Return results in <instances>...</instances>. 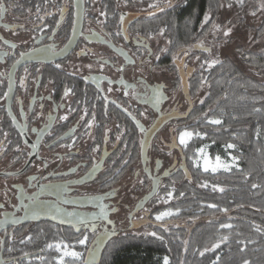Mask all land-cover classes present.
<instances>
[{
    "label": "flooded vegetation",
    "instance_id": "af4514ba",
    "mask_svg": "<svg viewBox=\"0 0 264 264\" xmlns=\"http://www.w3.org/2000/svg\"><path fill=\"white\" fill-rule=\"evenodd\" d=\"M182 1L82 0L76 31V0H0L3 264L17 262L15 256L7 257L9 250L32 235L42 236L43 230L62 231L59 242L68 245L87 235L83 258L96 264L108 240L143 227L142 209L155 195L130 214L150 190L145 169L160 186L178 167L176 160L168 166L164 160L172 152L180 155L178 137L185 130L179 128L197 101L188 93V83L198 68L188 58L207 52L202 39L181 50L157 38H165L163 19ZM208 26L204 22L200 28ZM49 46L54 53L45 51ZM167 71L172 75L169 80ZM170 112L181 117L168 120L156 132L144 168L143 134L159 113ZM165 133L170 134L168 143L162 137ZM162 145L167 148L152 151ZM139 171L145 192L134 201L130 179Z\"/></svg>",
    "mask_w": 264,
    "mask_h": 264
},
{
    "label": "trees",
    "instance_id": "16d2710c",
    "mask_svg": "<svg viewBox=\"0 0 264 264\" xmlns=\"http://www.w3.org/2000/svg\"><path fill=\"white\" fill-rule=\"evenodd\" d=\"M242 1L252 6V13H261L258 26L244 19L241 24L253 32L252 39L262 38L263 45L252 50L239 44L238 62L224 55L212 67L201 63L206 54H191L199 59L197 72L189 79L188 93L197 101L179 130L191 131L193 136L187 145H178V167L163 179L164 188L172 192L166 207L174 214L161 221L152 217L146 224L148 233H126L108 240L96 264H164L165 257L168 264H242L245 259L249 264H264V8L260 0ZM232 3L233 0H183L163 19L169 47L182 50L200 41L217 22L222 6ZM204 22L209 26L202 31ZM216 40L221 41L222 37ZM211 119L222 123L210 124ZM197 132L201 135H195ZM229 143L236 148H227ZM202 146L208 148L212 157H225L228 153L238 157L237 166L215 173L202 170L195 164L197 150ZM132 158L136 165L138 146L134 147ZM253 184L257 187L253 188ZM175 209L180 211L175 213ZM222 224L233 227L223 229ZM41 233L42 236L32 235L22 245H15L7 257L15 256L18 264H56L58 251L47 245L62 241V231ZM69 235L74 236L72 232ZM225 235L228 240L212 249L211 245ZM69 248L83 256L88 245L71 239ZM205 248L210 250L201 255ZM34 250H39V255L30 257Z\"/></svg>",
    "mask_w": 264,
    "mask_h": 264
},
{
    "label": "rangeland",
    "instance_id": "374dc122",
    "mask_svg": "<svg viewBox=\"0 0 264 264\" xmlns=\"http://www.w3.org/2000/svg\"><path fill=\"white\" fill-rule=\"evenodd\" d=\"M260 2L264 4V0H260ZM252 12H253L252 6L250 7L246 6L242 0H233L232 4L222 6L217 22L213 24L214 27L212 26L211 30L202 38L203 45L207 47V50H206L207 57L204 60H202L201 63L203 62L206 63V61H210V60H217L223 57L224 55H228L232 59L238 62L239 58L236 52V46L239 44L244 45V47L248 49H252V50L260 48L263 45V39L261 38L260 40L258 39L257 41L255 39H252L253 32L248 31L244 27L243 23L241 24V20L244 19L248 24H252L254 26L259 25L260 20H261V13L253 15ZM217 25L219 26L218 28L215 27ZM227 28H231V32L229 33L227 37H225L224 30ZM218 36L222 37L221 41L216 40V37ZM157 38L166 40V38H164L163 35L161 37L159 35L157 36ZM166 45L167 44L165 43V46ZM198 59L199 57H196L194 59L188 58V62L190 61L195 66L198 63ZM165 76L168 77V80H169V78L172 75L167 71V75ZM165 76H162V77H165ZM162 137L163 139H165L164 140L165 143H168L170 141L169 133H165ZM178 142H179V137H178ZM164 145L160 146L159 150H156V148H154V150L152 151L158 153L162 148H167V147H164ZM201 148H205V151L207 153L209 160L214 162L217 156H213V157L210 156L208 153V148L206 146H202ZM197 153H198V157L196 161L198 162L195 161V164L198 165L202 170H204L202 166L203 157L199 152ZM174 155H176L175 152H172L171 156H169L168 158L164 160L165 166H168L169 163L173 160L174 161L176 160V162L178 161L177 159L179 155L178 154L176 156ZM232 157L233 155L228 153L225 157H220V158L223 161L231 164ZM236 166H237V161L234 165H232V167H236ZM220 170H223V169H219L218 171ZM208 171L212 172L210 169ZM139 172L140 173L137 178H135L134 180L130 179V192L133 191V195H135L134 201L139 199L140 196L145 192V186L143 185L142 173L141 171ZM164 187L165 185L163 184V181H162L160 183L158 192H156L155 196L142 209L141 214L145 218V224L141 228L133 229L131 233L133 234L148 233L149 229L147 228L146 224L149 222V220L152 217L153 219H155V217L161 212L171 210L168 207H166L168 201L170 200L167 196V193L171 191L168 190V188H164ZM133 202H130V208L133 205ZM69 249L74 250L73 248H69ZM59 254L61 255V252ZM60 255H57V257L55 258L56 264H58V256ZM68 258L70 260L69 259L66 260L64 257V264H83V259H82L83 256H81L79 260H76L72 257H68ZM38 262L41 263L42 259L39 258ZM15 264H18V262H16Z\"/></svg>",
    "mask_w": 264,
    "mask_h": 264
},
{
    "label": "snow or ice",
    "instance_id": "6c2138e0",
    "mask_svg": "<svg viewBox=\"0 0 264 264\" xmlns=\"http://www.w3.org/2000/svg\"><path fill=\"white\" fill-rule=\"evenodd\" d=\"M261 7H264V4H262ZM0 10H2V9H0ZM61 11H63V10L61 9ZM101 14L103 15V13H101ZM253 15H255V13H253ZM207 18L208 17L206 15L205 19L207 20ZM121 20H123V17H121ZM215 27L218 28L219 26L217 25ZM230 32H231V28L225 29L224 30V36L227 37ZM45 51H49V52H53L54 53L55 49L52 46H49L48 49H46ZM21 55L23 56L24 54L22 53ZM206 63L208 64V67H212L214 64L218 63V61L210 60V61H206ZM57 67L59 68L60 65H57ZM25 71H27V69ZM21 83H23V78H21ZM67 94H68V90L65 91V95H67ZM7 95H8V93L6 92L5 96H7ZM158 98L159 97L157 95V102H158ZM257 111H259V109H257ZM66 118L67 117H61V119H66ZM89 123H91V122H89ZM208 123L213 124V125H220L222 123V121L220 119H211V120L208 121ZM142 131H143V129H142ZM195 135L199 136L201 134L199 132H197V133H195ZM192 136H193V132L187 131V130L182 131L180 133V135H179L180 144L181 145H187L188 140L191 139ZM33 147H35V145H33ZM69 147H71V145H69ZM226 147L229 148V149H233V148H236V145L229 143V144L226 145ZM197 151L203 157V165H202L203 169L205 171H208L210 169L213 173L217 172L219 169H223L225 171L229 170L232 167V165H234L236 163V161L238 160V157L233 156L231 158V164H230V163H227V162L223 161L219 156H217L215 158V161L213 162V161L209 160V158L207 156V153L205 151V148H200ZM196 162H198V161H196ZM204 186H206V185H201V187H204ZM213 187L216 188L217 186L214 185ZM252 187L256 188L257 185L253 184ZM219 190L223 191L222 188L219 189ZM181 195H183V193H181ZM167 196H168L169 199H171L172 198V192H168ZM0 207H2V205H0ZM209 207H213L214 208L216 206L215 205H209ZM57 211H59V209H57ZM179 211H180V209H175V213H178ZM222 211H227V209H222ZM173 214L174 213H173L172 210L164 211V212L159 213L155 217V219L157 221H161L165 217L171 216ZM69 215H73V214L69 213ZM106 218L107 217L105 216V219ZM79 223L85 224V226H86L88 222L85 221V220H80ZM109 223H111V221H109ZM95 227H96V225L93 224L92 228L95 229ZM220 227L223 228V229H231L233 226L231 224H222V225H220ZM259 230L260 229L257 227V231H259ZM151 235L156 236V233H151ZM28 239H30V237ZM159 239H163V237H159ZM227 240H228V236L225 235V236L221 237L218 242L213 243L211 245V248L212 249H217V248L220 247L221 243H223L224 241H227ZM87 241H88V236L84 235L83 238H81V239H79L77 241V243L79 245H86ZM249 242H251V241H249ZM47 247L48 248H55L58 252H61L60 257L58 258V264H64V257H72V258H74L76 260H79L81 258V256H82V253H80L78 251H75V250H70L69 249V245L66 244V243H63V242H58V243H55V244L50 243V244L47 245ZM209 250L210 249L205 248L204 251H202L200 254L203 255L205 251H209ZM89 252H90V256L92 254H94V250H92V249H90ZM25 255H27V254H25ZM217 259H219V257H217ZM84 264H90V260H85ZM164 264H168V258L167 257L164 258ZM213 264H215V262H213ZM242 264H249V261L247 259H245V260L242 261Z\"/></svg>",
    "mask_w": 264,
    "mask_h": 264
},
{
    "label": "water",
    "instance_id": "95a60500",
    "mask_svg": "<svg viewBox=\"0 0 264 264\" xmlns=\"http://www.w3.org/2000/svg\"><path fill=\"white\" fill-rule=\"evenodd\" d=\"M76 4H77V9H76V23H75L76 26H75V30L77 31L78 30L77 28H79V25H80V22H81L82 0H76ZM183 82H184V86H186V82H185V78L184 77H183ZM189 109H190V107L188 108L187 112L189 111ZM177 117H181V115H179L176 112H170V113H165V114L159 113L157 118L155 119V121L152 123V125L144 132L143 138H142V141H141V145H140V160H141V163H142V167L145 168L147 151H148L150 142H151L152 138L154 137V135L156 134V132L168 120H170L172 118H177ZM145 173L148 175V177L151 180L150 190L147 193H145L136 202V204H135L134 208L132 209V212H131L130 215H132L133 213H135L139 209H141L144 206V204L147 203L156 194V192L158 191L159 179L156 178L155 176H152L150 174L149 168L145 169ZM108 237H109V235H107L105 237L103 245L107 241ZM0 264H3L1 259H0Z\"/></svg>",
    "mask_w": 264,
    "mask_h": 264
},
{
    "label": "built area",
    "instance_id": "2783aa9c",
    "mask_svg": "<svg viewBox=\"0 0 264 264\" xmlns=\"http://www.w3.org/2000/svg\"><path fill=\"white\" fill-rule=\"evenodd\" d=\"M16 262L14 260H6L4 264H15Z\"/></svg>",
    "mask_w": 264,
    "mask_h": 264
}]
</instances>
